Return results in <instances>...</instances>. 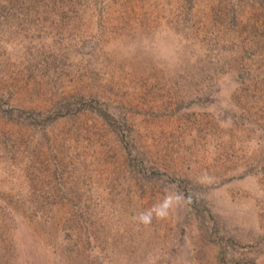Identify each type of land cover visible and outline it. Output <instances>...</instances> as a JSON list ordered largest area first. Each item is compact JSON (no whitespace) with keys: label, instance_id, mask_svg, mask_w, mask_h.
<instances>
[{"label":"rangeland","instance_id":"obj_1","mask_svg":"<svg viewBox=\"0 0 264 264\" xmlns=\"http://www.w3.org/2000/svg\"><path fill=\"white\" fill-rule=\"evenodd\" d=\"M0 264H264V0H0Z\"/></svg>","mask_w":264,"mask_h":264},{"label":"clouds","instance_id":"obj_2","mask_svg":"<svg viewBox=\"0 0 264 264\" xmlns=\"http://www.w3.org/2000/svg\"><path fill=\"white\" fill-rule=\"evenodd\" d=\"M188 197L179 191H168L163 200L154 204L151 208L140 212L134 219L144 226H148L153 219H166L171 212L183 206L188 201Z\"/></svg>","mask_w":264,"mask_h":264}]
</instances>
